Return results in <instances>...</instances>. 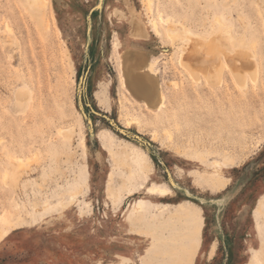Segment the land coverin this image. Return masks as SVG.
I'll list each match as a JSON object with an SVG mask.
<instances>
[{"label": "rangeland", "instance_id": "rangeland-1", "mask_svg": "<svg viewBox=\"0 0 264 264\" xmlns=\"http://www.w3.org/2000/svg\"><path fill=\"white\" fill-rule=\"evenodd\" d=\"M147 2L49 0L41 14L0 0V264H169L194 227L193 264H263L264 0ZM218 20L255 52L256 75L215 83L183 64L168 26L209 34ZM140 48L157 61L159 107L121 73L120 52L131 65ZM215 161L220 178L201 179Z\"/></svg>", "mask_w": 264, "mask_h": 264}, {"label": "bare ground", "instance_id": "bare-ground-1", "mask_svg": "<svg viewBox=\"0 0 264 264\" xmlns=\"http://www.w3.org/2000/svg\"><path fill=\"white\" fill-rule=\"evenodd\" d=\"M48 1L49 0H28V3L29 5L38 8L40 11L39 13L43 14L47 7ZM147 1L149 3L151 2V0ZM130 9L135 15L133 7H130ZM154 19L155 18L148 21L153 22L154 25H157V22L154 21ZM217 23H219V28L213 30L209 34H200L194 32L192 29L185 28V26H182L183 30H180L177 24L169 23L170 25L167 28V32L172 36L181 35L182 37H180L184 41L182 45L183 53L180 55L183 60V64H185L188 68L195 70V72L202 73V75L205 74L212 81H215V83L221 79L222 73L225 70H230L237 78H243L245 80L248 75H256L259 70L258 63L255 60V52L251 48L246 47L242 40H238L231 30L232 28L230 29L226 27L221 20H218ZM157 31H160L158 26ZM132 35L135 38L146 35V25L142 20L137 18L136 15L134 26L132 28ZM135 54L137 61L131 65L125 61L121 52L119 54L120 69L124 82L128 85L126 86L133 94H142L145 96L156 95L158 97V103L155 107H159L160 103L163 102V92L159 81H157V61H155L156 59L153 60L150 56V53L142 48H140ZM197 75L199 74H196V77ZM196 77L195 79H197ZM197 80H199V77ZM212 81L211 83H213ZM22 96V92L19 91V101L22 100ZM19 159L20 162L23 161L21 158ZM214 164L215 167L212 172L208 169H205L204 172L199 175L201 179L207 181H216L220 178L217 176V172L222 170L223 165L219 161H215ZM148 190L151 192H158L162 197L172 194L168 188L156 185L148 187ZM142 209L143 205L142 203H139L135 209L134 216L137 217L141 213ZM0 217L2 219L4 218L3 215ZM150 234L151 233L149 231L146 232V238L148 241H151L149 243V250H147L149 252V256H143V258L147 259L151 263H155L152 256L153 253L158 254V250L156 242L149 239ZM183 238L186 240L183 243L184 245H181V249H178V251L180 250L178 253H172V259L169 264H193L196 257L200 255L201 251L198 250L200 243L199 228H188L185 231ZM179 240L180 239L174 237L172 241L174 244H176V241ZM166 244L167 242L165 245ZM262 263L264 264V254L262 256ZM107 264L136 263L127 256H118L117 261L112 260ZM162 264H165V262Z\"/></svg>", "mask_w": 264, "mask_h": 264}, {"label": "water", "instance_id": "water-1", "mask_svg": "<svg viewBox=\"0 0 264 264\" xmlns=\"http://www.w3.org/2000/svg\"><path fill=\"white\" fill-rule=\"evenodd\" d=\"M111 124H112L113 127H114L116 130H118V131H120V132H122V133H124V134H126V135H128V136H130V137H134V138H136V139H141L139 135H134V134L130 133L129 131H127L126 129L121 128L116 122L111 121Z\"/></svg>", "mask_w": 264, "mask_h": 264}, {"label": "snow or ice", "instance_id": "snow-or-ice-1", "mask_svg": "<svg viewBox=\"0 0 264 264\" xmlns=\"http://www.w3.org/2000/svg\"><path fill=\"white\" fill-rule=\"evenodd\" d=\"M2 182H3L5 185H7V183L9 182V177H8L7 173H5V174L3 175ZM96 264H100V262H96Z\"/></svg>", "mask_w": 264, "mask_h": 264}]
</instances>
